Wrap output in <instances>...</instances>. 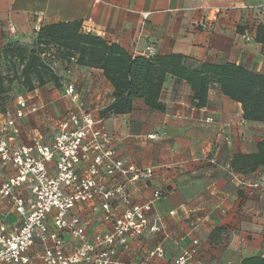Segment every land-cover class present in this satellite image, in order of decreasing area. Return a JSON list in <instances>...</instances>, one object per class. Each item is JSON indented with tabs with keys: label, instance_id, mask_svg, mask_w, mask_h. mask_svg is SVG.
I'll list each match as a JSON object with an SVG mask.
<instances>
[{
	"label": "crops",
	"instance_id": "obj_1",
	"mask_svg": "<svg viewBox=\"0 0 264 264\" xmlns=\"http://www.w3.org/2000/svg\"><path fill=\"white\" fill-rule=\"evenodd\" d=\"M72 21H79L83 32L118 44L131 55L152 46L155 55L180 54L193 66L233 63L264 75V44L254 40L255 28L264 23V0H0V49L32 43L41 26ZM61 82V95L46 93L43 86L8 90L0 123L2 118L15 119L14 132L6 130L10 144H30L33 138L48 144L59 118L69 112L79 117L89 113L94 127L111 136L118 158L151 169L149 177L130 184L131 203L142 204L155 189L163 191L139 236L100 244L102 249L112 248L110 264H141L157 246L163 256L155 258V264H173L192 247L196 252L189 264H241L251 257L264 258V169L242 174L229 167L234 154L256 150L264 123L244 120L240 104L224 96L215 83L208 88L205 105L197 108L189 84L166 75L159 94L164 112L135 98L129 112L101 116L112 101V86L101 69L70 66ZM70 82L77 94L73 103L64 94ZM20 98L36 111L15 118ZM46 165L52 169L54 163ZM84 167L80 164V171ZM12 173V167L5 169L0 185ZM119 179L103 174L101 184L110 187ZM21 192L26 199L31 197L27 186ZM100 202L99 197L78 202L65 214L67 220L77 219L94 245L111 232L103 210L96 208ZM112 205L120 210V203ZM54 213L51 210L44 220L48 231H55ZM15 217L10 201L0 199V222L12 223ZM152 225L157 229H149ZM59 239L66 254L78 244L66 228L59 231ZM43 247L35 238L28 248L32 264H44L38 258Z\"/></svg>",
	"mask_w": 264,
	"mask_h": 264
},
{
	"label": "built area",
	"instance_id": "obj_2",
	"mask_svg": "<svg viewBox=\"0 0 264 264\" xmlns=\"http://www.w3.org/2000/svg\"><path fill=\"white\" fill-rule=\"evenodd\" d=\"M142 54L153 56L154 48L148 46ZM64 94L72 103L77 100L72 82L66 84ZM17 104L15 118L37 109L36 106L28 107L23 98ZM67 116L59 121V132L50 144L33 138L30 144L11 145L6 127L14 132V117L6 118L4 126L0 125V176L5 169H13L0 185V199L10 201L16 216L12 223L0 222V263L32 264L34 258L29 255L28 248L38 238L44 244L38 256L44 264H75L79 261L110 264L113 250L102 249L100 244L110 245L115 239L124 242L126 237L135 238L148 226L147 213L163 191L155 189L152 197L144 203L133 204L128 188L140 178L149 177L151 169H140L118 158L116 150L110 146L111 136L94 127L95 122L89 113H81L79 117L69 112ZM205 120L209 122L211 118ZM51 161L54 166L49 169L46 163ZM80 164H85L82 171ZM103 174L118 176L120 181L104 187L101 184ZM233 174L230 170V175ZM26 186L31 194L27 199L21 192ZM97 197L101 202L96 208L103 210V219L111 223V232L94 245L86 239L77 219L67 220L65 214L76 203L94 202ZM112 202L120 203V210H116ZM53 209L55 231H48L44 220ZM64 228L78 241L69 254L64 252L59 239V231ZM149 229L157 228L152 225ZM193 244L197 242L194 240ZM195 252V247L183 250L173 264H189ZM162 256L163 249L157 246L148 252L147 260L141 264H155L154 259Z\"/></svg>",
	"mask_w": 264,
	"mask_h": 264
},
{
	"label": "trees",
	"instance_id": "obj_3",
	"mask_svg": "<svg viewBox=\"0 0 264 264\" xmlns=\"http://www.w3.org/2000/svg\"><path fill=\"white\" fill-rule=\"evenodd\" d=\"M254 40L264 44V23L255 28ZM53 45L63 51L70 64L101 69L112 86V101L101 110V116L129 112L135 98H141L151 110L164 112L166 107L159 100V94L166 75H170L175 82L184 80L189 84L195 107L205 105L208 88L215 83L224 96L240 104L244 120L264 123V75L233 63L203 62L193 66L180 54L131 55L118 44L83 32L79 21L41 26L31 46L14 43L0 49V110L5 109L8 86L14 81L28 91L49 81L56 88L61 86V76L52 69L53 60H43L37 51L38 46L50 47L47 55L53 59ZM2 57L14 59L20 64V70L13 71L12 75L4 73ZM229 167L242 174L264 169V136L254 152L234 154ZM241 264H264V258L251 257Z\"/></svg>",
	"mask_w": 264,
	"mask_h": 264
},
{
	"label": "rangeland",
	"instance_id": "obj_4",
	"mask_svg": "<svg viewBox=\"0 0 264 264\" xmlns=\"http://www.w3.org/2000/svg\"><path fill=\"white\" fill-rule=\"evenodd\" d=\"M32 43L29 44V46H31ZM51 48L49 47H41V46H38L37 48V51L40 53V56L43 60L45 61H49V60H53V63L52 64V69L58 74L61 76V78H63V73L67 70V68H69L70 66H74L75 64H70L68 60H66V57L63 56V51L57 47L56 45H53V51L51 52V54H53V59H51L47 53L49 52ZM50 63V62H49ZM1 68H2V71L4 73H7L9 75H12L13 71H19L20 70V64H18L16 61H14V59H10V58H4L2 57L1 58ZM34 83H36V80L34 79ZM12 85V86H11ZM9 89L13 87V89H17V91H21V92H25V91H28L25 87H23L21 85L20 82H17V81H14L12 82L9 86ZM37 89H39V86H36ZM44 92L46 93H50V91H55V93L61 95L62 92H63V82H61V86L59 88H56L53 83L51 81H49L48 83H46L44 86ZM39 91V90H38ZM40 92V91H39ZM9 98L12 99V97L10 96ZM67 115H65L63 118H59V121L60 119L63 120V119H67ZM6 118H2V122L0 123V125H3L4 126V120ZM59 121L57 122V125H56V133L54 135V137L57 135V133L59 132V128H58V123ZM7 129L9 127H6ZM53 137V139H54ZM52 139V140H53ZM52 140L48 143L50 144L52 142ZM42 143V142H41Z\"/></svg>",
	"mask_w": 264,
	"mask_h": 264
}]
</instances>
